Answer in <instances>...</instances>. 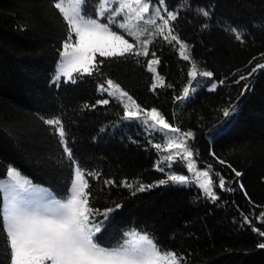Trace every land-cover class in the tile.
<instances>
[{"label":"trees","instance_id":"obj_1","mask_svg":"<svg viewBox=\"0 0 264 264\" xmlns=\"http://www.w3.org/2000/svg\"><path fill=\"white\" fill-rule=\"evenodd\" d=\"M59 1L0 0V179L14 167L67 200L78 167L100 247L136 230L176 264H264V0H164L172 41L157 35L147 56L97 54L89 73L57 85L71 35ZM101 1L86 0L84 16L98 18ZM151 58L164 78L156 88ZM108 82L187 135L215 197L167 184L162 134L123 117ZM168 169L187 175L181 160ZM2 204L0 194V264H11Z\"/></svg>","mask_w":264,"mask_h":264},{"label":"rangeland","instance_id":"obj_2","mask_svg":"<svg viewBox=\"0 0 264 264\" xmlns=\"http://www.w3.org/2000/svg\"><path fill=\"white\" fill-rule=\"evenodd\" d=\"M85 2L60 0L57 3L71 35L57 61L53 84L58 85L63 79L72 80L76 72L89 73L97 54L109 56L133 52L147 56L157 35L169 41L173 39L170 16L163 13L164 0H102L98 18L94 19L84 16ZM148 69L153 76V88L162 86L164 78L159 73L158 58L149 60ZM195 77L193 74L191 83ZM103 90L120 100L123 117L137 121L148 134H162L164 154L156 168L169 174L167 184L195 185L207 195L216 196L211 172L197 167L186 134L167 124L157 110H140L135 100L113 82H108ZM189 90L184 96L186 99L191 97ZM198 90L196 87L193 93ZM50 123H59V134L63 138L60 122L50 120ZM178 160L183 161L187 175L168 169ZM0 194L4 225L12 246L11 264L177 263L176 253L160 250L149 235L136 230H129L121 245L115 248L100 247L96 236L102 225L90 217L86 181L78 167L67 200L56 198L49 188L34 183L14 167L0 179ZM108 219L109 216L105 222Z\"/></svg>","mask_w":264,"mask_h":264}]
</instances>
